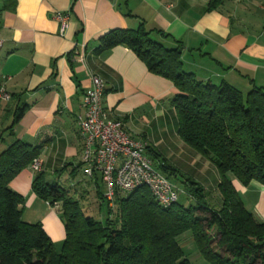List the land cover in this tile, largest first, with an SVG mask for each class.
<instances>
[{
	"label": "crops",
	"instance_id": "obj_1",
	"mask_svg": "<svg viewBox=\"0 0 264 264\" xmlns=\"http://www.w3.org/2000/svg\"><path fill=\"white\" fill-rule=\"evenodd\" d=\"M208 2L0 0V86L10 94L8 101L0 102V153L15 139L40 145L38 159L49 182L64 179L74 196L75 190L80 196L93 194L106 207L109 200L99 176L83 173L76 123V116L85 111L90 76L97 74L105 83L106 117L122 120L130 137L146 141V155L157 168L163 160L212 192L218 204V170L178 136L172 82L148 70L126 46L99 49L108 31L143 25L166 48L180 45L183 69L199 80L225 81L243 93L254 86L264 88V0H222L216 8ZM67 11L68 27L61 35L57 14ZM18 110L22 114L14 121ZM165 173L177 179L176 186L185 187L181 175ZM35 175L27 167L10 182L25 199L23 212L47 203L32 191ZM232 182L244 206L264 221V185ZM58 206L59 213L48 212L36 222L53 240L48 222L63 241ZM185 239L192 240L189 235Z\"/></svg>",
	"mask_w": 264,
	"mask_h": 264
},
{
	"label": "trees",
	"instance_id": "obj_2",
	"mask_svg": "<svg viewBox=\"0 0 264 264\" xmlns=\"http://www.w3.org/2000/svg\"><path fill=\"white\" fill-rule=\"evenodd\" d=\"M100 41V50L130 48L148 70L172 82L178 136L218 170L220 201L215 204L212 192L162 160L154 166L167 178L165 172L181 175L188 203L178 198L163 207L142 185L117 192L97 220L83 212V199L40 170L33 193L61 207L65 237L57 252L40 222L22 220L25 199L10 182L38 158L40 145L15 139L0 153V264H191L179 239L186 233L208 264H264V221L244 206L232 182L264 185V88L243 93L225 81L199 80L183 69L180 45L166 48L143 25L110 30Z\"/></svg>",
	"mask_w": 264,
	"mask_h": 264
},
{
	"label": "built area",
	"instance_id": "obj_3",
	"mask_svg": "<svg viewBox=\"0 0 264 264\" xmlns=\"http://www.w3.org/2000/svg\"><path fill=\"white\" fill-rule=\"evenodd\" d=\"M57 19L59 33L63 35L68 27L69 12L57 14ZM104 92L103 78L91 74L90 85L84 95L85 111L76 116L82 144L83 173L90 178L99 176L105 186V196L110 202L117 192H130L144 185L159 205L170 206L178 199V188L146 155V141L130 137L122 120L106 117L103 108ZM9 99L10 94L0 86V102ZM41 167L40 160L34 158L30 168L38 172Z\"/></svg>",
	"mask_w": 264,
	"mask_h": 264
},
{
	"label": "rangeland",
	"instance_id": "obj_4",
	"mask_svg": "<svg viewBox=\"0 0 264 264\" xmlns=\"http://www.w3.org/2000/svg\"><path fill=\"white\" fill-rule=\"evenodd\" d=\"M168 179L179 190L178 201L181 203H188L189 202L188 199H189L190 195L187 194L185 187L179 188L178 186H176L173 183V182H177V179L175 177H169ZM63 181H64V179H63ZM63 181L60 180V182L59 181L58 182L61 183L65 188L70 189L71 185L68 184L67 182H63ZM78 198L84 200V202H81V205H80L82 210L84 209L83 212H86L88 215L93 216L97 220H102L105 217V210H106L105 208L106 207L104 205L101 207L100 203L99 204L97 203V200L95 199L93 194L85 193V195H83V196H80V194H79ZM58 205L59 204L52 206V205H49L48 203H45V207H40L37 210H34L32 207H27L24 209V212L22 213V220L24 222L33 223V222L38 221L39 217H42L44 219L45 218L44 215H46L48 212H58V210L60 209ZM46 223H47L48 227H50V229H52V233L54 232V234H53L54 239L52 240V242L54 244L55 250L57 252H59L61 250L62 240L57 239V235L55 234L56 228L51 227L48 222H46ZM186 234L188 235L189 233H186ZM186 234L182 235L179 239H180V244L183 247L188 259L191 262V264H208L199 255L193 241L190 239L189 242H187V240L184 237V236H186ZM189 236H190V234H189Z\"/></svg>",
	"mask_w": 264,
	"mask_h": 264
}]
</instances>
